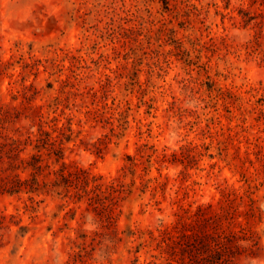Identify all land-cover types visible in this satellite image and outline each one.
Masks as SVG:
<instances>
[{
  "label": "rangeland",
  "instance_id": "obj_1",
  "mask_svg": "<svg viewBox=\"0 0 264 264\" xmlns=\"http://www.w3.org/2000/svg\"><path fill=\"white\" fill-rule=\"evenodd\" d=\"M40 122L123 191L0 193V264H264V0H0V184Z\"/></svg>",
  "mask_w": 264,
  "mask_h": 264
},
{
  "label": "trees",
  "instance_id": "obj_2",
  "mask_svg": "<svg viewBox=\"0 0 264 264\" xmlns=\"http://www.w3.org/2000/svg\"><path fill=\"white\" fill-rule=\"evenodd\" d=\"M97 111H95V113H98ZM102 115L103 114H96V116ZM70 122L71 121H69V123ZM67 130L70 132L67 133ZM72 132V128L67 124H62L61 126L55 125L53 130L50 131L44 128L42 122H40L36 133L29 131L24 138L10 137L11 140L8 143L10 152L14 150V152L17 153L19 150L25 148L26 144H32L34 151L30 153L27 158H20L22 161V168L31 169V177H21L15 172L9 180L0 184V193L7 192L10 194H19L22 191L30 193L38 191L42 187L48 190L64 187L68 192V189L73 187L75 192L74 195L78 199L85 197L90 204L101 201L102 199H111L114 195L120 194L123 191V183L119 178H112L105 181L100 174H94L90 170L78 166L73 167L70 163L64 161L66 142L71 140ZM43 150L45 152H43ZM45 153L47 157L43 156ZM175 156L177 157L176 152L170 154L162 152L159 160L165 161ZM129 159L133 160V157H129ZM50 161L58 162L60 165L58 168L53 167L48 172L55 174L54 178L44 180L41 185L39 179H37V174L42 173L44 167L51 168ZM135 165L136 162L133 161L131 164L127 165V167L133 168ZM12 167L18 168L19 165L17 167L12 164ZM102 202L104 201L102 200ZM106 204L107 203L103 205ZM185 209L188 210V208ZM195 214L196 212L189 214V217L192 218ZM1 217L5 218L6 215H1ZM1 223L2 220H0V224ZM21 228L23 229V227ZM185 232V235H188L187 231Z\"/></svg>",
  "mask_w": 264,
  "mask_h": 264
}]
</instances>
